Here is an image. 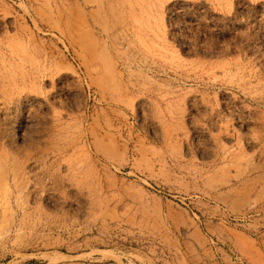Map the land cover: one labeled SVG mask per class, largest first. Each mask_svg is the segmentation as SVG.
I'll return each mask as SVG.
<instances>
[{
    "label": "rangeland",
    "instance_id": "rangeland-1",
    "mask_svg": "<svg viewBox=\"0 0 264 264\" xmlns=\"http://www.w3.org/2000/svg\"><path fill=\"white\" fill-rule=\"evenodd\" d=\"M0 264H264V0H0Z\"/></svg>",
    "mask_w": 264,
    "mask_h": 264
},
{
    "label": "crops",
    "instance_id": "crops-1",
    "mask_svg": "<svg viewBox=\"0 0 264 264\" xmlns=\"http://www.w3.org/2000/svg\"><path fill=\"white\" fill-rule=\"evenodd\" d=\"M194 235L199 236V231H197V229H195Z\"/></svg>",
    "mask_w": 264,
    "mask_h": 264
}]
</instances>
